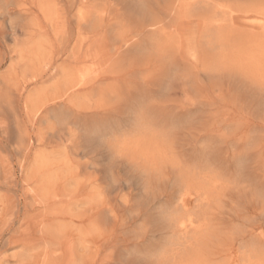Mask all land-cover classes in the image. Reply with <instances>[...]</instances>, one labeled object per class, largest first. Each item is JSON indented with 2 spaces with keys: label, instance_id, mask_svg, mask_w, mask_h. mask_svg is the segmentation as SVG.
Segmentation results:
<instances>
[{
  "label": "rangeland",
  "instance_id": "1",
  "mask_svg": "<svg viewBox=\"0 0 264 264\" xmlns=\"http://www.w3.org/2000/svg\"><path fill=\"white\" fill-rule=\"evenodd\" d=\"M1 1L0 264H264V0Z\"/></svg>",
  "mask_w": 264,
  "mask_h": 264
},
{
  "label": "bare ground",
  "instance_id": "2",
  "mask_svg": "<svg viewBox=\"0 0 264 264\" xmlns=\"http://www.w3.org/2000/svg\"><path fill=\"white\" fill-rule=\"evenodd\" d=\"M86 2L85 3H87V1L88 0H85ZM90 1V0H89ZM95 0H93V2H94ZM98 1V0H97ZM111 1H113V0H111ZM117 1V0H116ZM155 1V0H154ZM211 1H213V0H211ZM1 2H4L3 0L1 1ZM93 2H88V3H91L90 5H92V3ZM108 2V1H107ZM156 2V1H155ZM174 2H176V0L174 1ZM205 2H207V1H205ZM87 3V4H88ZM115 3V2H114ZM166 3V2H165ZM177 3H178V8L179 9H181V8H186V10H187V8H189L191 5H192V1H190V0H179V1H177ZM204 3V2H203ZM202 3V4H203ZM216 3V2H215ZM110 4V3H109ZM130 4H133L135 7H134V9L135 8H137V11L138 12H142V13H144V14H151V8L153 7V5L152 4H154V3H152L151 2V0H130ZM175 4V3H174ZM227 4V3H226ZM19 5V4H18ZM106 5H107V3H106ZM205 5V4H204ZM216 5V4H215ZM214 5V6H215ZM96 6H99V5H96ZM105 6V5H104ZM116 6V5H115ZM174 6V5H173ZM210 6V5H209ZM223 6H226V5H223ZM223 6H220V7H223ZM227 6H228V4H227ZM87 7H88V5H87ZM91 7V6H90ZM114 7V6H113ZM120 7V6H119ZM118 7V8H119ZM198 7V6H197ZM173 8H175V7H173ZM205 8V7H204ZM212 8V7H211ZM90 9H92V8H89L88 10H90ZM117 9V8H116ZM115 9V10H116ZM124 9V8H123ZM126 9V8H125ZM176 9V8H175ZM109 10V9H108ZM114 10V11H115ZM127 10V9H126ZM132 10V9H131ZM212 10V9H211ZM257 10V9H256ZM261 10V9H260ZM81 11V10H80ZM111 11V10H110ZM118 11V10H117ZM117 11L115 12V13H117ZM125 11V10H124ZM183 12L185 11V10H182ZM223 11H225L224 9H223ZM21 12V11H20ZM25 12V11H24ZM43 12V11H42ZM48 12H49V10H48ZM78 12V11H77ZM76 12V13H77ZM104 12V11H103ZM119 13L121 12V10L120 11H118ZM157 12V11H156ZM163 14H162V13ZM172 12H173V9H172V7L171 6H169V7H167V8H164V12H163V10L162 11H159V12H157V13H155L154 14V17L151 19L150 17H149V19H150V21H149V19H148V17H144L143 16V14H141V16H143L145 19H146V21L148 20L149 21V23L147 24V26H148V28L149 27H151L152 25H153V27H154V24H156L157 22H160V23H165L166 21H168V23L165 25L166 27L164 28V30H166V32H168V31H171V30H173L174 28H179L180 27V25H181V22L180 21H178L179 22V24L177 25L176 23H175V19H174V17H172ZM53 13V12H52ZM104 13H106V12H104ZM103 13V14H104ZM109 14H111L112 12H108ZM108 13H107V15H108ZM118 13V15H120ZM161 13V14H160ZM186 13V12H185ZM124 14V13H123ZM221 14V13H220ZM223 14V13H222ZM233 14V13H232ZM235 14V13H234ZM42 15V14H41ZM79 15V14H78ZM96 15V14H95ZM117 15V14H116ZM117 15V16H118ZM128 15V14H127ZM140 15V14H139ZM174 15V14H173ZM187 15V14H186ZM83 16V15H82ZM85 16V15H84ZM91 16V15H90ZM121 16H122V12H121ZM146 16H148V15H146ZM175 16V15H174ZM46 17V16H45ZM75 17V16H74ZM170 17V19H168ZM264 17V16H263ZM96 18V17H95ZM109 18V17H108ZM107 18V19H108ZM127 18V16L125 15V19ZM130 18H131V16H130ZM130 18H128L127 20L129 21L130 20ZM143 18V19H144ZM225 18V17H224ZM4 19V18H3ZM89 19V18H88ZM124 19V20H125ZM140 19V18H139ZM158 19V20H157ZM165 19V20H164ZM76 20H77V18H76ZM83 20V19H82ZM87 20V19H86ZM90 20V19H89ZM94 20V19H93ZM92 20V21H93ZM127 20H125V21H127ZM132 20V19H131ZM157 20V21H156ZM75 21V20H74ZM96 21V20H95ZM102 21H103V19H102ZM133 21H137L136 19L135 20H133ZM133 21H131V24H132V22ZM147 21V22H148ZM164 21V22H163ZM215 21V20H214ZM217 21V20H216ZM10 22V21H9ZM112 22H113V20H112ZM121 22V21H120ZM119 22V23H120ZM229 23H230V21H228ZM90 23V22H89ZM96 23V22H95ZM105 23V22H104ZM123 23V22H122ZM128 23V22H127ZM127 23H125V24H127ZM141 23V22H140ZM145 23V20L143 21V23H141V24H144ZM182 23H184V22H182ZM213 23V22H212ZM9 24V23H8ZM125 24H123L124 26H125ZM131 24H130V22H129V25L131 26ZM137 24V23H136ZM136 24H135V26H136ZM158 24V23H157ZM161 24V25H162ZM215 24V23H214ZM97 25H98V23H97ZM109 25V24H108ZM108 25H106L105 26V24H100L99 23V25L98 26H96L95 28H96V38H95V42L93 43V44H97V46H101V45H103V43L105 42V37H106V32H107V27H108ZM111 25V24H110ZM110 25H109V27H110ZM117 25H119L120 26V24H118V21H117ZM128 25V26H129ZM138 25V24H137ZM10 26V25H9ZM89 26V25H88ZM112 26V25H111ZM113 26H115V25H113ZM127 26V25H126ZM163 26V25H162ZM212 26V25H211ZM81 27V26H80ZM108 27V28H109ZM116 27V26H115ZM146 27V26H145ZM158 27H159V25H158ZM12 28V27H11ZM112 28V27H111ZM124 28V27H123ZM140 28V27H139ZM147 28V27H146ZM152 28V27H151ZM233 28V27H232ZM89 29L91 30V25H90V27H89ZM92 29H94V28H92ZM113 29V28H112ZM115 29V28H114ZM113 29V30H114ZM129 29V28H128ZM128 29H126V31H128ZM144 29V28H143ZM150 29V28H149ZM77 30V29H76ZM95 30V29H94ZM93 30V31H94ZM124 30H125V28H124ZM152 30V29H151ZM175 30V29H174ZM122 31V30H121ZM135 30H133V32H134ZM148 31V30H147ZM125 32V31H124ZM123 32V33H124ZM133 32H132V34H133ZM138 32H140V31H138ZM137 31H136V33H138ZM142 32V31H141ZM150 32V31H149ZM152 33H154L153 31H151ZM218 32V31H217ZM110 33V32H109ZM113 33V32H112ZM144 33H148V32H146V31H144ZM130 34V33H129ZM122 35V34H121ZM138 35H140V33L138 34ZM142 35V34H141ZM140 35V38L142 37ZM233 35V34H232ZM54 36V35H53ZM57 36V35H56ZM56 36H55V38H56ZM62 36V35H61ZM144 36V35H143ZM149 36H150V33H149ZM152 36V35H151ZM220 36V35H219ZM110 37V36H109ZM114 37V36H113ZM132 37V36H131ZM135 37V36H134ZM138 37V36H137ZM178 37V36H177ZM221 37V36H220ZM226 37H229V36H226ZM130 38V37H129ZM143 38V37H142ZM141 38V39H142ZM151 38V37H150ZM219 38V37H218ZM248 38V37H247ZM76 39H78V38H76ZM131 39V38H130ZM146 39H148V38H146ZM259 39V38H258ZM261 39H262V37H261ZM129 40V39H128ZM128 40H127V42H128ZM219 40V39H218ZM230 40V39H229ZM228 40V41H229ZM245 40V39H244ZM260 40V39H259ZM114 40H112V42H113ZM174 41V40H173ZM215 41V40H214ZM213 41V42H214ZM231 41V40H230ZM233 41V40H232ZM231 41V42H232ZM236 41V40H235ZM234 41V42H235ZM238 41V40H237ZM255 41H257V38H256V40ZM263 41V40H262ZM77 42V41H76ZM110 42V41H109ZM227 42V41H226ZM242 42V41H241ZM128 43H130V42H128ZM156 43V42H155ZM154 43V44H155ZM178 43V42H177ZM252 43H254V42H252ZM258 43H259V41H258ZM109 44V43H108ZM114 44H116V43H114ZM123 45H125L124 43H122ZM122 44L120 43V46L122 47ZM131 44V43H130ZM129 44V45H130ZM140 44V43H139ZM219 44V43H218ZM227 44V43H226ZM240 44V43H239ZM254 44H256V43H254ZM92 45V44H91ZM107 45V44H106ZM128 45V44H127ZM129 45L127 46V48L129 47ZM157 45V44H156ZM235 45V44H234ZM233 45V46H234ZM119 46V45H118ZM222 46H223V44H222ZM228 46V45H227ZM113 47V46H112ZM115 47V46H114ZM130 47H131V45H130ZM213 47V46H212ZM229 47V46H228ZM123 48H124V46H123ZM140 48H141V46H140ZM223 48V47H222ZM225 48V47H224ZM105 49V48H104ZM109 49V48H108ZM119 49H122V48H119ZM130 49V48H129ZM129 49H126L127 51H129ZM148 49V48H147ZM159 49V48H158ZM228 49V48H227ZM100 51H102V53H105V51H103V49L102 48H100L99 49ZM106 50V49H105ZM123 50V49H122ZM216 50V49H215ZM230 50V49H229ZM111 51V50H110ZM124 51V50H123ZM143 51V50H142ZM158 51V50H157ZM217 52H218V49H217ZM118 53V52H117ZM121 53H123V52H121ZM206 53H208V52H206ZM224 53V52H223ZM98 54V53H97ZM110 54V53H109ZM124 54V53H123ZM127 53H125V55H126ZM210 54V53H209ZM214 54V53H213ZM213 54H212V56H213ZM115 55V54H114ZM119 55H120V53H119ZM138 55V54H137ZM142 55V54H141ZM152 55H153V53H152ZM162 55V54H161ZM222 55V54H221ZM115 56H118V55H115ZM157 56V55H156ZM219 56V55H218ZM144 57V56H143ZM216 57V56H215ZM105 58V57H104ZM159 58V57H158ZM211 59H212V57H210ZM110 59H112V58H110ZM161 59V58H160ZM217 60V59H216ZM215 60V61H216ZM244 60V59H243ZM242 60V61H243ZM255 60V59H254ZM219 61V60H218ZM241 61V60H240ZM165 62V61H164ZM257 62V61H256ZM214 63V62H213ZM259 63V62H258ZM239 64V63H238ZM208 65V64H207ZM216 66V65H215ZM122 67H124V66H122ZM242 67H243V65H242ZM158 68V67H157ZM235 68H236V66H235ZM240 68V67H239ZM159 69V68H158ZM216 69V68H215ZM225 69V68H224ZM232 69H234V68H232ZM236 69H238V68H236ZM235 69V70H236ZM246 69V68H245ZM247 70V69H246ZM232 71H234V70H232ZM244 71V70H243ZM158 72V71H157ZM240 72V71H239ZM147 73V72H146ZM246 73V72H245ZM249 73H251V72H249ZM248 73V74H249ZM256 73V72H255ZM75 74V73H74ZM78 74V73H77ZM80 74V73H79ZM94 74V73H93ZM144 75V74H143ZM245 75V74H244ZM78 76V75H77ZM145 76V75H144ZM249 76H250V74H249ZM81 78V77H80ZM254 78V80H255V77H253ZM252 80V79H251ZM264 80V79H263ZM262 80V81H263ZM258 81V80H257ZM1 82H2V80H1ZM82 82V81H81ZM255 82H256V80H255ZM199 83V82H198ZM248 83V82H247ZM264 83V82H263ZM87 84V83H86ZM259 84V83H258ZM84 85V84H83ZM102 85V84H101ZM261 85V84H260ZM130 87V86H129ZM9 90V89H8ZM92 90V89H91ZM9 92V91H8ZM9 94V93H8ZM216 94V93H215ZM112 95V94H111ZM115 96H117V95H115ZM25 99H26V97H25ZM114 99H116V98H114ZM110 105V104H109ZM57 107V106H56ZM142 109V108H141ZM9 112V111H8ZM7 112V113H8ZM140 113V112H139ZM34 114V113H33ZM6 115V114H5ZM43 115V114H42ZM45 115V114H44ZM47 115V114H46ZM137 115V114H136ZM138 116V115H137ZM6 117H8V116H6ZM215 117V116H214ZM217 117V116H216ZM3 118H4V116H3ZM145 118V117H144ZM5 119H7V118H5ZM41 119V118H40ZM135 119V118H134ZM206 119V118H205ZM146 121H148V120H146ZM151 121V120H150ZM6 122V121H5ZM7 122H8V120H7ZM239 122V121H238ZM7 124V123H6ZM134 124V123H133ZM139 124V123H138ZM141 124V123H140ZM146 124V123H145ZM145 124H144V126H145ZM5 125V124H4ZM3 125V126H4ZM149 125V124H148ZM95 126V125H94ZM136 127V126H135ZM134 127V128H135ZM140 127H141V125H140ZM147 127H149V126H147ZM154 127V126H153ZM4 128H6V127H4ZM4 128H3V130H4ZM138 128V127H137ZM14 129V128H13ZM139 129V128H138ZM146 129V128H145ZM161 129V128H160ZM152 130H153V128H152ZM206 130V129H205ZM5 131V130H4ZM11 131V130H10ZM135 131V130H134ZM148 131V130H147ZM154 131H159V130H154ZM162 131V130H161ZM236 131V130H235ZM17 132V131H16ZM21 132V131H20ZM141 131H139L137 134H139ZM164 132V131H163ZM6 133H7V131H6ZM142 133V132H141ZM156 133V132H155ZM159 133V132H158ZM128 134V133H127ZM133 134V133H132ZM147 134H149L148 132H147ZM157 134V133H156ZM134 135V134H133ZM146 135V134H145ZM130 136V135H129ZM128 136V137H129ZM23 137V136H22ZM131 137V136H130ZM102 138V137H101ZM112 138V137H111ZM121 138L122 137H120L119 139L121 140ZM125 138V137H124ZM123 138V139H124ZM134 138H135V135H134ZM160 138H163V137H161L160 136ZM168 138V137H167ZM221 138V137H220ZM108 139H109V137H108ZM138 139V138H137ZM136 139V140H137ZM157 139V138H156ZM116 140V139H115ZM125 140V139H124ZM129 140V139H128ZM157 140H159V139H157ZM118 141V140H117ZM123 141V140H122ZM127 141V140H126ZM138 141V140H137ZM139 141H141V140H139ZM153 141V140H152ZM239 141V140H238ZM9 142V141H8ZM108 142V141H107ZM120 143V142H119ZM151 143V142H150ZM154 143V142H153ZM166 143H168L167 141H166ZM111 144V143H110ZM127 144V143H126ZM129 144H132V143H129ZM144 144V143H143ZM157 144V143H156ZM160 144V143H159ZM170 144V143H169ZM108 145H109V143H108ZM119 145V144H118ZM117 145V146H118ZM150 145V144H149ZM122 146V145H121ZM135 146V145H134ZM125 147V146H124ZM153 147L155 148V145H153ZM166 147V146H165ZM258 147V146H257ZM93 148V147H92ZM154 148H153V150H154ZM160 149V148H159ZM171 149V148H170ZM16 150V149H15ZM75 150V149H74ZM171 150H173V149H171ZM233 150V149H232ZM121 151V150H120ZM116 152V151H115ZM133 152V151H132ZM136 152V151H135ZM126 153V152H125ZM134 153V152H133ZM142 153V152H141ZM150 154H151V152H149ZM115 154V153H114ZM140 154V153H139ZM143 154V153H142ZM155 154V153H154ZM153 154V155H154ZM164 154V153H163ZM174 154H176V153H174ZM233 154V153H232ZM171 155H172V152H171ZM126 156V155H125ZM132 156V155H131ZM159 156V155H158ZM157 156V157H158ZM168 156V155H167ZM144 157V159H145V156H143ZM146 157H147V154H146ZM153 157V156H152ZM156 157V158H157ZM166 157V156H165ZM169 157V156H168ZM137 158V157H136ZM18 159V158H17ZM128 159V158H127ZM132 159V158H131ZM130 159V160H131ZM139 159V158H138ZM168 160V159H167ZM173 160H175V159H173ZM132 161V160H131ZM138 161V160H137ZM153 161V160H152ZM157 161V160H156ZM159 161V160H158ZM161 161V160H160ZM165 161V160H164ZM134 162H135V160H134ZM142 162V161H141ZM148 162H149V160H148ZM264 162V161H263ZM160 163V162H159ZM88 164V163H87ZM153 164V163H152ZM152 164H151V167H152ZM264 164V163H263ZM174 165H176L175 163H174ZM84 166H86V165H84ZM111 166V165H110ZM159 167H160V165H158ZM176 166H178L179 167V165L177 164ZM77 167V166H76ZM154 167H155V165H154ZM182 167V166H181ZM2 168V167H1ZM208 168H210V167H208ZM208 168H207V170H208ZM27 169V168H26ZM153 169V168H152ZM175 169V168H174ZM177 169V168H176ZM186 169H188V168H186ZM149 170H150V168H149ZM115 171V170H114ZM174 171H176V170H174ZM182 171H183V169H182ZM200 171V170H199ZM156 172V171H155ZM158 172H159V170H158ZM189 171H187V173H188ZM209 172V171H208ZM171 173V172H170ZM182 173V172H181ZM186 173V172H185ZM207 173V172H206ZM217 173H218V171H217ZM147 174V173H146ZM160 174V173H159ZM177 174H179L180 175V173L178 172ZM176 174V175H177ZM211 174V172L209 173V175L208 176H211L210 175ZM175 175V176H176ZM178 175V176H179ZM193 175V174H192ZM192 175H190V176H184L185 178H184V181L181 179V183H179V185H177V186H175V190H174V193H173V195H172V199H174L173 201H175L176 203H177V206L179 207V208H183V210L185 211V215H187L188 213V210L187 209H185L184 207L186 206V201L188 200V196L187 195H190V191H191V188H193L194 187V184H192L190 181H194V178L196 179V177H198V176H196V177H191ZM197 175V174H196ZM205 175H207V174H205ZM214 175V174H213ZM193 176H195V175H193ZM203 177V176H202ZM207 178V177H206ZM161 179V178H160ZM204 179H205V176H204ZM208 179V178H207ZM202 180V179H201ZM241 180V179H240ZM210 181V180H209ZM197 182H198V180H197ZM197 182H194V183H197ZM213 182V181H212ZM198 184V183H197ZM204 184H206V183H204ZM214 184V183H213ZM173 188V187H172ZM200 188V187H199ZM205 188V187H204ZM209 189H211V188H209ZM203 190V189H202ZM206 190V189H205ZM208 191H210V190H208ZM208 191H206V192H208ZM48 192V191H47ZM46 192V193H47ZM163 192V191H162ZM205 192V191H204ZM42 193H43V191H42ZM64 194V193H63ZM39 195V194H38ZM40 197V196H39ZM216 197V196H215ZM51 198V197H50ZM121 198V197H120ZM119 199V198H118ZM117 199V200H118ZM121 199H123V198H121ZM44 200V199H43ZM251 200V199H250ZM120 201H124V200H120ZM252 201V200H251ZM124 203V202H123ZM213 204V203H212ZM50 206V205H49ZM56 208V207H55ZM216 208H218V207H216ZM58 210V209H57ZM208 210V209H207ZM40 211V210H39ZM106 211V210H105ZM38 212V211H37ZM51 212V211H50ZM39 213V212H38ZM38 213H36V214H38ZM52 213V212H51ZM58 213V212H57ZM172 213V212H171ZM46 214V213H45ZM53 214V213H52ZM59 214V213H58ZM178 214H180V213H178ZM109 215V214H108ZM177 215V214H176ZM188 216V215H187ZM176 217V216H175ZM11 218H12V216H11ZM170 218H172V220L174 221V222H172L173 224H174V226H176L177 227V230L178 231H185L186 230V228H187V226H189V224L192 222V220H191V218H187V217H185V216H181V217H176V218H174V216L173 217H171L170 216ZM33 219V218H32ZM168 219V218H167ZM94 220V219H93ZM187 220V221H186ZM79 222V221H78ZM169 222H170V219H169ZM93 224V223H92ZM5 226V225H4ZM54 226V225H53ZM84 226V225H83ZM91 226V225H90ZM77 227V226H76ZM99 227V226H98ZM54 228V227H53ZM82 228V227H81ZM94 228H95V226H94ZM196 228V227H195ZM60 229V228H59ZM91 229V228H90ZM101 229V228H100ZM99 229V230H100ZM97 230V229H96ZM47 231V230H46ZM49 231V230H48ZM53 231V230H52ZM54 231H55V229H54ZM59 231V230H58ZM204 230H202V232H203ZM50 232V231H49ZM61 232V231H60ZM59 232V233H60ZM100 232V231H99ZM142 232V231H141ZM180 232V233H181ZM85 233V232H84ZM54 234V233H53ZM183 235V234H182ZM181 236V235H180ZM192 238V237H191ZM55 243V242H54ZM51 245H53L52 243H51ZM186 248V247H185ZM226 248V247H225ZM51 253H52V251H51ZM53 255V254H52ZM55 255V254H54ZM174 255V254H173ZM169 258H171V257H169ZM47 262V261H46ZM165 263V262H164ZM168 264V263H167Z\"/></svg>",
  "mask_w": 264,
  "mask_h": 264
}]
</instances>
